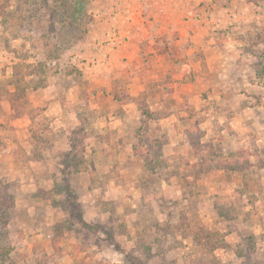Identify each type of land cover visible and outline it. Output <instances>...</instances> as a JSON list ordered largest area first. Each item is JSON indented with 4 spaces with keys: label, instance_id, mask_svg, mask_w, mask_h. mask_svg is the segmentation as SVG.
Masks as SVG:
<instances>
[{
    "label": "rangeland",
    "instance_id": "374dc122",
    "mask_svg": "<svg viewBox=\"0 0 264 264\" xmlns=\"http://www.w3.org/2000/svg\"><path fill=\"white\" fill-rule=\"evenodd\" d=\"M113 2L0 0V138L4 140L0 150L11 138L20 148L15 152L23 150L31 158L19 163L12 152H0V160L7 164L0 163L1 187L8 185L13 195L12 205H0V264H264V193L257 182L242 180L239 190L247 192L245 197H231L227 202L218 197L211 209V198L194 196L196 186L203 191L206 182L187 179L184 157H168L169 148L159 149L164 134H144L142 142L136 141L139 154L150 150L154 155L151 166H143L139 158L136 162L128 154L135 153L134 147H124L125 139L128 145L130 139L134 142V128L125 137L114 131L100 133L95 127L81 131L83 123L99 122L94 105L87 109L94 116L91 120L82 122L77 115L81 100L100 91L99 75L94 74L95 69L91 71L94 88L88 92L83 70L66 53L88 46L91 40L100 41L101 28L94 20L98 16L104 20ZM246 2L240 15L251 32L248 37L252 35L246 43L253 58L240 62L246 65L253 60L255 70L248 78L261 86L253 87L254 91L249 85L230 87L237 93L249 91L251 97L264 98V0ZM254 4L262 9L259 21L253 17ZM204 16L210 25L212 12ZM63 46L59 54L53 53ZM43 94H60L64 101L70 100L75 114L67 115L62 109L63 115L55 116L49 102L42 101ZM14 97L17 100L11 101ZM104 99L99 98L102 110H109ZM9 108L13 112L8 113ZM248 120L250 127L236 138L238 148L233 153L249 162L255 157L249 159L252 151L242 144L259 138L254 153L264 158V150L260 151L264 148L260 124L264 117L251 115ZM15 121L18 123L13 124ZM242 124L240 121L237 127L239 132ZM8 128L28 133L21 131V141L12 132L2 133ZM32 130H36L32 135L37 145L29 138ZM37 131L42 133L41 139L36 137ZM199 134L194 130L192 143L199 140ZM103 141L110 143L106 147ZM182 154L188 156L189 150ZM187 158L194 160L193 156ZM194 173L195 169H188L189 175ZM224 212L230 219L220 221Z\"/></svg>",
    "mask_w": 264,
    "mask_h": 264
},
{
    "label": "crops",
    "instance_id": "0c3cea01",
    "mask_svg": "<svg viewBox=\"0 0 264 264\" xmlns=\"http://www.w3.org/2000/svg\"><path fill=\"white\" fill-rule=\"evenodd\" d=\"M225 3L243 13L247 7L246 0H115L107 11L106 18L101 20V16L96 17L94 25L101 28L98 31L100 41L110 27L119 28V34L123 37L121 44L117 48L106 49L98 46L100 41L91 40L88 46H82L83 51L82 47L79 50L71 48L66 53V58L83 70V78L88 79L90 85L86 89L88 92L91 93L94 88L92 77L95 75L91 71L95 69L94 74L99 75L100 91L81 100L86 109H91L93 105L98 109L96 117L99 122L93 123L91 127H95L100 133L114 131L123 137L130 128H134V142L130 139L128 145V139H125L124 147L129 146L130 150L134 147V154L133 151L127 153L136 157V162L139 158L143 166L146 161L136 151L139 149L136 141L143 140L144 134L148 137L164 134L159 149L164 151L169 148L170 152L166 154L168 157L175 155L178 160L184 157L187 170L184 176L187 179L202 184L206 182L203 191L196 186L194 196L196 199L211 198V209L218 197H225L226 202L232 200L231 197H245L247 192L241 193L239 190L243 185L242 180L257 182L258 188H262L264 193V164H260L264 162V158H259L254 153V150H258L257 145L260 146V138L255 142L242 144L248 151H252L248 154L249 159L255 157L254 160H249L251 165L246 166L242 162L241 170H233L227 167L231 163L227 165L224 162L225 165L218 164V167L209 169L207 173L200 171L198 177L196 172L194 176L188 174L189 168L198 170L199 162L203 161L201 151L191 142L194 130L200 132V141L210 142L215 152L222 157L241 161L240 154L233 153L238 148L236 138L250 127L251 121L248 119L251 115L258 119L264 117L263 97L258 98L257 95L255 101L248 94L251 92L237 93L230 87L249 85V90L254 91L253 87L261 86L248 78L255 70L253 60L246 65L240 62H248L253 58L246 43V39L252 37H248L251 32L245 24L246 20L241 17L242 22L237 26L217 29L211 28L205 20V8L208 5H215L216 13L220 14ZM89 34L94 35L91 32ZM69 85L73 84L70 82ZM76 86L80 88L79 85ZM43 90L46 91L44 88ZM99 98H105L111 108L102 110L103 104ZM41 99L45 103L49 102L55 116L63 115V110L67 115L74 113L73 104L70 100L64 101L60 94L51 97L43 94ZM13 109L9 108L7 112L11 113ZM222 118H226V121ZM240 121L243 122L242 132L237 128L240 127ZM260 124L264 128V120ZM21 131L24 135L28 133L26 129L12 131L10 128L4 129L2 133L12 132L22 141L24 136L21 137ZM8 140L10 141H5L6 147L0 150L1 154L10 151L13 160L19 163L31 161L25 151L17 155L15 149L18 148V143L11 138ZM2 141L4 140L0 138V142ZM110 142L103 141L102 145L107 147ZM185 149L189 150L188 156L187 153L182 154ZM263 150L264 148L260 149ZM148 155H153L150 150ZM189 156H193L194 160L186 159ZM0 163L7 165L6 160H0ZM204 179H208L210 183ZM257 194L259 196L260 192ZM197 206L201 209V205ZM228 208L233 211V207ZM224 217L230 219L225 212L218 219L226 220Z\"/></svg>",
    "mask_w": 264,
    "mask_h": 264
},
{
    "label": "trees",
    "instance_id": "16d2710c",
    "mask_svg": "<svg viewBox=\"0 0 264 264\" xmlns=\"http://www.w3.org/2000/svg\"><path fill=\"white\" fill-rule=\"evenodd\" d=\"M69 44H72V42H69ZM68 46H70V45H68ZM67 46V47H68ZM65 47L63 46V47H61V49L59 48L58 50H55V51H53V53H55L56 55L57 54H59L60 52H61V50L62 49H64ZM56 55H55V57H56ZM15 67H16V64H13V66H12V75L14 76V75H16V73H15ZM21 81V80H20ZM21 99V98H20ZM17 100V98L16 97H14V98H12V101H16ZM81 104H83V106L81 107V105H80V107H81V110L79 111V113L77 114L78 115V117L80 118V120L82 121V122H86V120L89 118L90 119V117H92V118H94V116L92 115V116H90L89 115V113L87 112L88 110L85 108V105H84V101H81ZM13 106V105H12ZM14 108V107H13ZM75 108H74V106H73V110H74ZM77 109V108H76ZM84 109V110H83ZM81 112V113H80ZM89 115V116H88ZM91 120V119H90ZM93 123H92V120H91V122L89 123V121H88V123L86 124V123H83L82 124V129H81V131L82 132H84L85 133V131L86 130H88L87 128H90V129H92V127H91V125H92ZM90 126V127H89ZM33 131H36V130H32L31 131V134H30V139L33 141V142H35L36 143V145L38 144V141L35 139V136H33L32 135V133H33ZM40 131H42V129H40ZM200 133V132H199ZM41 132H39V131H37L36 132V137H38L39 139H41L40 138V136H41ZM199 136H200V134L197 136L198 138H199ZM195 144H194V146L196 145V147H197V150L199 149L200 151H201V153H202V160L203 161H200L199 162V164L198 165H200V168L198 169V170H196L195 169V172H196V177H198V174H199V172L201 171L202 173L203 172H208V170L210 169H213V167H218L219 165H221V164H223V165H225V163L224 162H226L227 163V165L229 164V163H231V165H229V166H227L228 168H230V169H233V170H241L242 169V162H244L245 163V165L246 166H248V164L249 165H251L250 164V162H248V161H245L244 159L243 160H241V161H239V160H236V161H234V160H227L225 157H222V155L221 154H219V153H217V152H215V150H214V147L211 145V143L210 142H203V143H200V138H199V140L197 141V142H194ZM73 146V145H72ZM36 148V151H37V149H39V147H35ZM17 149V148H16ZM18 149H20V148H18ZM22 151L23 150H19V153L18 152H16V154L17 155H21V153H22ZM148 151H146V152H143V153H141L140 155L142 156V158H144V160L146 161V163H145V165H148V166H151L149 163H151L153 160H152V158H151V156H149L148 155ZM31 159V158H30ZM219 164V165H218ZM260 164H264V162H261ZM2 186V181H1V179H0V188H2V189H0L1 191H0V205L2 204L4 207L5 206H10V205H12L13 204V195L12 194H10L9 192H8V185L7 186H4V187H1ZM1 205V206H2Z\"/></svg>",
    "mask_w": 264,
    "mask_h": 264
},
{
    "label": "built area",
    "instance_id": "2783aa9c",
    "mask_svg": "<svg viewBox=\"0 0 264 264\" xmlns=\"http://www.w3.org/2000/svg\"><path fill=\"white\" fill-rule=\"evenodd\" d=\"M255 14L253 17L259 21L262 18V9L260 5H255ZM216 7L213 4H210L206 7L205 15L208 12H212L211 18V27H224V26H232L236 24L241 19V13L237 8H232L230 6H222L221 11L222 13H216ZM119 28L117 27H110L109 30L106 32L104 39H102L98 46L106 49H114L117 48L121 42L123 41V37L119 34ZM47 65H50V62H47Z\"/></svg>",
    "mask_w": 264,
    "mask_h": 264
}]
</instances>
